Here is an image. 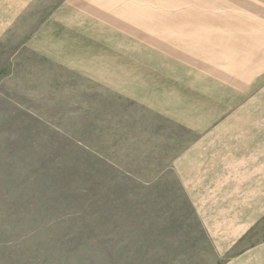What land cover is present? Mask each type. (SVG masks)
<instances>
[{
  "label": "rangeland",
  "instance_id": "1",
  "mask_svg": "<svg viewBox=\"0 0 264 264\" xmlns=\"http://www.w3.org/2000/svg\"><path fill=\"white\" fill-rule=\"evenodd\" d=\"M60 1L0 46V264H221L167 167L198 109L264 91V0H125L87 67L22 70Z\"/></svg>",
  "mask_w": 264,
  "mask_h": 264
},
{
  "label": "crops",
  "instance_id": "2",
  "mask_svg": "<svg viewBox=\"0 0 264 264\" xmlns=\"http://www.w3.org/2000/svg\"><path fill=\"white\" fill-rule=\"evenodd\" d=\"M39 1L0 0V46L20 35L19 22ZM125 4L61 0L13 49L12 59L22 70H39L38 76L47 63L69 71L87 67V54L108 51L99 38L110 36V22L126 20ZM236 97L241 103L200 108L196 122L184 120L182 128L193 139L167 170L221 264H264V91Z\"/></svg>",
  "mask_w": 264,
  "mask_h": 264
}]
</instances>
